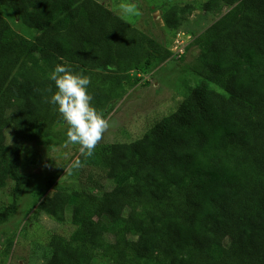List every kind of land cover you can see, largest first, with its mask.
Listing matches in <instances>:
<instances>
[{"label":"trees","instance_id":"1","mask_svg":"<svg viewBox=\"0 0 264 264\" xmlns=\"http://www.w3.org/2000/svg\"><path fill=\"white\" fill-rule=\"evenodd\" d=\"M0 5L38 33L30 40L0 14V190L13 180L16 198L19 139L66 140L46 100L56 64L90 77L92 103L106 119L120 74L153 69L172 53L99 0ZM224 6L195 39L209 73L192 67L201 82L175 112L107 148L114 186L61 189L38 204L61 222L70 206L78 226L50 237L45 264H264V0H207L203 8ZM191 8L163 9L165 26L179 29ZM3 115L15 117L11 145ZM15 212V202L2 209L0 225Z\"/></svg>","mask_w":264,"mask_h":264},{"label":"rangeland","instance_id":"2","mask_svg":"<svg viewBox=\"0 0 264 264\" xmlns=\"http://www.w3.org/2000/svg\"><path fill=\"white\" fill-rule=\"evenodd\" d=\"M116 14L151 35L171 50V57L150 70H128L120 74L118 95L112 101L106 119L109 129L103 134L91 156H83L79 145H68L58 139H19L21 161L19 172L23 184L17 197L13 196L15 182L0 190V211L16 203V212L0 225V264H45L49 256L52 235L70 237L78 226L72 221L68 206L66 221L41 211L38 204L56 191L64 189L88 190L102 193L114 186L108 177L107 148L115 142H130L141 138L159 119L175 112L201 76L196 67L207 75L208 56L195 45L196 37L217 21L229 9L206 12L207 0H99ZM122 3H132L137 11L125 15ZM191 5L182 26L177 30L165 26L162 11L173 5ZM0 14L24 37L34 40L36 30L23 25L6 6L0 5ZM172 49H175L172 52ZM183 50L181 58L177 51ZM221 88H223L221 86ZM8 126V145L16 140L14 116H1ZM63 123L55 131L63 132ZM101 150L103 153H101ZM79 160V166L75 161ZM96 264H103L100 261Z\"/></svg>","mask_w":264,"mask_h":264},{"label":"clouds","instance_id":"3","mask_svg":"<svg viewBox=\"0 0 264 264\" xmlns=\"http://www.w3.org/2000/svg\"><path fill=\"white\" fill-rule=\"evenodd\" d=\"M119 7L125 15L137 11V6L132 3H122ZM50 80L54 82L56 90L53 92L51 88L47 89L50 95L46 100L54 106L66 125L64 146L79 145L81 155L91 156L110 125L92 103L90 77L74 71L69 65L58 63L51 71ZM74 163L79 166L80 162L76 160Z\"/></svg>","mask_w":264,"mask_h":264},{"label":"built area","instance_id":"4","mask_svg":"<svg viewBox=\"0 0 264 264\" xmlns=\"http://www.w3.org/2000/svg\"><path fill=\"white\" fill-rule=\"evenodd\" d=\"M174 50H175V49H172V52H174ZM176 53H177V56H178L179 58H181L182 55L184 54L183 50H180L179 52L177 51Z\"/></svg>","mask_w":264,"mask_h":264}]
</instances>
